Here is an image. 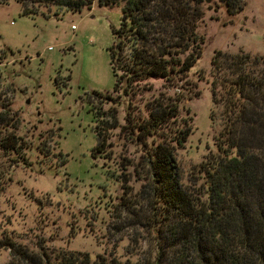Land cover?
<instances>
[{
  "label": "rangeland",
  "instance_id": "374dc122",
  "mask_svg": "<svg viewBox=\"0 0 264 264\" xmlns=\"http://www.w3.org/2000/svg\"><path fill=\"white\" fill-rule=\"evenodd\" d=\"M122 5L96 2L81 12L52 6L33 16L14 1L0 5V115L19 117L16 133L32 164L0 160V174L10 167L0 194V243L10 238L35 254H88L92 263L118 257L143 264L145 252L155 250L148 242L146 202H137L149 192L142 151L119 127L125 125V105L96 106L107 114L101 120L110 159L93 156L99 143L94 92L116 99L109 50ZM199 9L205 44L195 69L181 89L151 81L133 108L147 118L157 100L182 99L171 126L182 128L186 119L193 130L176 152L181 183L190 192L208 182L201 166L218 156L223 132V107L215 104L212 88L215 54L264 57V0H206ZM12 261L11 250L0 248V264Z\"/></svg>",
  "mask_w": 264,
  "mask_h": 264
},
{
  "label": "trees",
  "instance_id": "16d2710c",
  "mask_svg": "<svg viewBox=\"0 0 264 264\" xmlns=\"http://www.w3.org/2000/svg\"><path fill=\"white\" fill-rule=\"evenodd\" d=\"M12 1L25 16L52 6L81 12L96 2L100 7L123 4L121 25L113 30L116 42L109 50L116 99L94 92L92 100L99 141L93 156L110 159L108 128L101 120L107 114L96 106L107 101L125 105V125L119 127L141 148L148 172L149 192H141L137 202H146L148 242L155 250L145 252L143 264H264V57L215 54L212 88L215 104L223 107V132L218 156L201 166L208 182L190 192L181 183L176 152L193 130L186 119L182 128L171 126L180 116L182 99L157 100L147 118L133 108L137 97L151 90V81L181 89V81L195 69L205 44L198 27L204 16L199 7L206 0H0V5ZM10 116L0 115V160L31 167L16 133L19 117ZM9 168L1 169L0 194ZM0 248L11 250L10 264H132L118 257H97L92 263L81 253L35 254L10 238Z\"/></svg>",
  "mask_w": 264,
  "mask_h": 264
}]
</instances>
